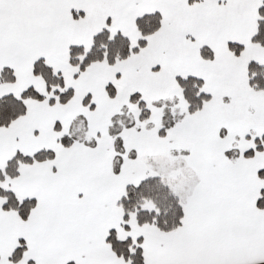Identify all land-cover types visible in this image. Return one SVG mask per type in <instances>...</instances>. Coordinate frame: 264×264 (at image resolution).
Instances as JSON below:
<instances>
[{
	"label": "snow or ice",
	"instance_id": "6c2138e0",
	"mask_svg": "<svg viewBox=\"0 0 264 264\" xmlns=\"http://www.w3.org/2000/svg\"><path fill=\"white\" fill-rule=\"evenodd\" d=\"M0 264H264V0H0Z\"/></svg>",
	"mask_w": 264,
	"mask_h": 264
}]
</instances>
